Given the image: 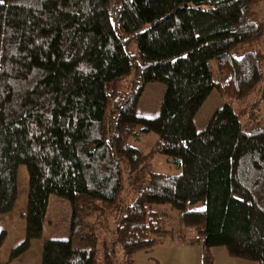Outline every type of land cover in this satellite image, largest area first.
Instances as JSON below:
<instances>
[{
    "label": "trees",
    "instance_id": "obj_1",
    "mask_svg": "<svg viewBox=\"0 0 264 264\" xmlns=\"http://www.w3.org/2000/svg\"><path fill=\"white\" fill-rule=\"evenodd\" d=\"M262 0H3L0 3V216L28 173L24 238L42 233L51 194L70 207L67 239L46 238L40 264H113L84 221L114 208L110 244L126 260L164 244L196 245L264 264V129L245 131L228 104L198 131L194 115L216 89L241 99L264 77ZM135 44L136 54L129 51ZM215 70L224 76L214 80ZM133 74V83L118 82ZM165 85L155 117L136 113L145 83ZM262 96L264 98V86ZM140 134L176 173L147 170L127 201L122 171H139ZM201 203V209H188ZM158 205L179 212L177 223ZM7 235L0 229V246Z\"/></svg>",
    "mask_w": 264,
    "mask_h": 264
},
{
    "label": "rangeland",
    "instance_id": "obj_2",
    "mask_svg": "<svg viewBox=\"0 0 264 264\" xmlns=\"http://www.w3.org/2000/svg\"><path fill=\"white\" fill-rule=\"evenodd\" d=\"M254 16L258 21L264 24V0L254 7ZM264 54V36L259 46ZM129 51L136 54L135 44L129 45ZM264 66V65H263ZM211 72L214 80L222 82L223 75L216 70L214 63L211 62ZM264 73V68H263ZM133 83V74L131 73L125 80L118 82V89H126ZM264 86V77L251 89L243 98L232 99L221 97L216 89H213L205 98L201 106L194 115L193 121L198 131L205 128L212 113L224 104L230 105L238 116L241 128L245 131L264 129V98L262 96ZM165 85L160 82H148L139 96L136 113L143 117H155L158 115ZM154 137L140 134L137 140H131V145L139 148L143 154V161L139 171L129 174L126 169L122 171L123 191L119 195L127 201H131L136 195L138 184L147 174V170L158 172H169V157L159 154L153 146ZM173 170V169H172ZM17 197L13 207L0 216V229H6L7 235L0 246V264H40L41 250L44 239H67L69 236L70 207L68 203L51 194L47 201V206L42 221V233L39 237L30 241L28 249L16 258L11 259V252L24 238L25 232V211L26 198L28 190V173L26 167L20 164L17 167ZM158 208L165 210L172 219H168L167 226L175 224L179 220V212L169 209L167 205H158ZM201 203L189 205L188 209H201ZM116 211L114 208L101 210L98 201H95V207L86 215H82L85 222L93 227L97 237V246L100 252L109 251L113 247V264H126L121 247L116 244H110L112 230L115 226Z\"/></svg>",
    "mask_w": 264,
    "mask_h": 264
},
{
    "label": "crops",
    "instance_id": "obj_3",
    "mask_svg": "<svg viewBox=\"0 0 264 264\" xmlns=\"http://www.w3.org/2000/svg\"><path fill=\"white\" fill-rule=\"evenodd\" d=\"M176 172L169 170V173ZM210 253L214 264H252L249 260L229 256L223 248H212ZM200 262L201 249L196 245L164 244L138 251L133 255V264H200Z\"/></svg>",
    "mask_w": 264,
    "mask_h": 264
},
{
    "label": "snow or ice",
    "instance_id": "obj_4",
    "mask_svg": "<svg viewBox=\"0 0 264 264\" xmlns=\"http://www.w3.org/2000/svg\"><path fill=\"white\" fill-rule=\"evenodd\" d=\"M3 2V0H0V3H2Z\"/></svg>",
    "mask_w": 264,
    "mask_h": 264
}]
</instances>
